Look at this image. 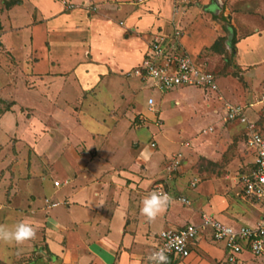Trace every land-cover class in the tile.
<instances>
[{
	"label": "crops",
	"instance_id": "0c3cea01",
	"mask_svg": "<svg viewBox=\"0 0 264 264\" xmlns=\"http://www.w3.org/2000/svg\"><path fill=\"white\" fill-rule=\"evenodd\" d=\"M5 1L8 0H0V50L12 54L13 61L18 64L20 60L29 64L30 62L27 61L29 57L37 58L33 56L34 52L39 49L44 50L45 57H43L46 60L44 68L32 66L33 72H31L40 78L48 75L51 77L67 75L79 62L86 60L85 56L94 60L95 51L96 61L105 65L104 71L99 75L100 80L106 83L113 82L116 86L117 73L121 70L129 71L141 62L148 42L154 35L169 40L172 39L174 29H180L188 32L178 40L181 48L189 53L192 46L193 57L201 49L209 47L216 39L229 37L225 40V45L235 54V63L241 69L247 90L252 89L257 92L264 83V70L258 68L261 63L254 61L260 58V62L264 65V26H251L252 32L240 35L232 44L231 36L226 29H231L232 34L233 29L228 23H224L222 18L230 15L232 23L234 19L247 21L252 17L247 13L252 11L254 0L251 2L250 0H216V4L219 1L221 8L217 4L213 12L207 0H145L141 4L136 0H65L67 3L63 0H18L9 7L4 6ZM224 1L226 4L222 6ZM68 3L72 4V7L69 8ZM236 3L242 7L235 13L232 5ZM121 11L125 20L119 21L118 24L123 25L125 31L129 32L124 37L133 39L129 44L133 49L125 51L122 55L117 52L118 50L116 51L114 42L115 38L124 32L120 28H111L108 22L116 12ZM214 13H218V16ZM208 19L211 24L206 23L205 20ZM192 32L199 33V37L204 41L197 45L189 44L187 36ZM37 38L41 41L43 49L34 46V40ZM91 43L93 49L90 48ZM110 57L113 59L107 62ZM3 61L7 63L6 59ZM37 62L38 58L32 61V64ZM60 63L62 66L59 65ZM108 63L112 65L106 66ZM18 70L19 68L14 66L8 74ZM72 81L79 96L83 97L75 79ZM227 81L228 78L222 84L224 94L238 100L243 89ZM226 82L230 85L225 86ZM150 89L154 90L152 87ZM263 93L255 96L251 101L228 103L246 104L247 115L251 119H256L259 115L255 111L258 106L251 104ZM148 96L155 98L153 94ZM0 99L6 98L0 96ZM14 108H17L15 103L8 110L0 113L1 125L2 117L10 110L14 111ZM234 123L241 129L242 145L247 150L245 126ZM207 128L203 129L204 133L212 131ZM151 142L155 141L151 140ZM104 143L105 141L100 142L96 148L100 150L105 148L106 151L100 153L101 157L98 155L87 159L85 172H83L84 168L83 170L76 168L73 173L68 174L62 169L61 173L56 172L53 175L46 189L43 184L45 199L57 202V205L48 206L45 199L43 203L38 204L36 203L38 195L29 194L30 200L26 208H23V211L18 208L13 212L14 225L21 220L32 223L35 228V239L39 240L37 252L48 260L49 264H145L154 248L156 236L161 230L177 229L187 223L197 224L202 212L216 216L217 219L234 226L252 225L255 222L256 207L250 200L239 195L241 185L234 181V177H227L230 182L228 186L222 184L220 178H211L203 181L196 179L190 183L189 188H184L181 186L182 178L176 179L175 175L172 178L175 172L169 174L167 171L166 176L157 172L161 160L159 157H153V152L147 153L145 158L141 157V164L144 163L146 172H131L120 160L112 162V157L116 154L112 149L116 146L111 143L104 146ZM203 149L206 154L210 153L207 152V147ZM53 169L54 167L51 166L49 170L53 171ZM6 175L3 174V178L1 177L4 183L7 182ZM41 180H46V177L42 175ZM55 180H59L60 184L54 185ZM64 180L67 182H63ZM14 181V188L18 187L19 179L16 177ZM157 185L169 195L170 201L154 220L149 221L140 212V207L143 198L150 192L156 191ZM190 189L191 199L185 194V190ZM14 192H16L14 195L16 205L15 201L22 199L17 195L18 190ZM179 197L187 198L189 204L179 201ZM10 207L12 206L8 207L9 210ZM224 253L222 243L213 242L206 234H201L191 247L189 255L173 264H264V253L254 256L249 252H243L235 263L225 262ZM52 257L55 258L56 263Z\"/></svg>",
	"mask_w": 264,
	"mask_h": 264
},
{
	"label": "rangeland",
	"instance_id": "374dc122",
	"mask_svg": "<svg viewBox=\"0 0 264 264\" xmlns=\"http://www.w3.org/2000/svg\"><path fill=\"white\" fill-rule=\"evenodd\" d=\"M207 1L212 12L217 4L221 8L219 1L217 4L216 0ZM254 1L252 11L247 13L252 17L247 21L234 19L233 25L230 15L222 16L224 23H228L233 29V34L231 29H226L233 43L240 35L252 32L251 26H264V0ZM224 2L222 6L226 4ZM232 7L236 13L242 6L236 3ZM177 17L178 14L175 18ZM124 20L125 16L121 11L116 12L108 21L111 28H120L124 32L114 42L120 55L133 49L129 46L133 39L124 37L129 32L118 24ZM205 21L211 24L209 19ZM185 33L188 32L180 30L178 40ZM226 39L229 37H224L218 51L204 48L194 56L217 76V94L183 86L179 87L180 90L152 91L148 81L128 75V70L117 73L116 86L113 82L106 83L99 76L105 65L96 61L97 53L92 50L94 60L85 56L86 60L79 62L67 75L40 78L31 72L32 66H44V50L39 49L33 53L38 58L37 66L32 64L37 58L29 57V64L23 60L18 64L13 61L12 54L0 50V96L6 98L0 99V113L8 110L13 103L18 108L4 115L3 124H0V225L9 228L14 226L13 212L18 208L22 211L26 208L30 200L29 194H37L36 203H43L44 191L56 172L61 173L64 169L71 174L76 168H84L87 159L98 155L101 157L100 153H104L106 149L96 147L102 141H105L104 146L110 143L116 146L112 149L116 153L112 162L120 160L131 172H146L144 163L141 164V157L145 158V154L153 152V157L161 160L157 172L166 176L171 154L179 152L183 160L172 178L174 175L176 179L182 178V187L189 188L190 183L196 179L203 181L211 178H220V182L228 186L230 182L227 177H236L249 167L250 154L242 145L239 126L223 120L225 104L253 100L264 92V83L257 92L247 90L241 69L235 63V54L225 45ZM187 41L197 45L204 40H201L199 33L192 32L187 36ZM90 45L93 49L92 43ZM34 46L42 48L39 38L34 40ZM189 50L188 54L193 57L192 46ZM59 53L63 55L62 52ZM112 59L110 57L106 61ZM254 61L261 63L258 68L264 70L260 58ZM59 65L62 66L61 63ZM108 65L112 64L108 63L106 66ZM14 66L19 70L8 74ZM258 75L261 74L258 72ZM227 78L228 83L243 89L238 100L224 94L222 84ZM73 79L82 90L80 93L83 97L79 96L73 86ZM227 82L225 86L230 85ZM148 94L155 97V104L151 108L145 104ZM188 95H191L190 98L184 99ZM255 111L260 112L258 109ZM207 127H211L212 131L204 133L203 129ZM151 140L156 142L153 147L150 145ZM198 147L201 149H197ZM204 147L208 148L209 154L204 152ZM51 166L54 167L53 171L49 170ZM3 174H7L5 183L1 180ZM42 175L46 180H41ZM16 177L19 182L18 187L14 188ZM166 185L168 186V182ZM16 190L22 200H16L15 205ZM185 194L191 199V189L185 190ZM9 206H12L11 210L8 209ZM254 213L256 216V212ZM38 244L39 240L36 241L35 236L22 244L0 240V264H49L48 260L38 254ZM52 260L56 263L54 257Z\"/></svg>",
	"mask_w": 264,
	"mask_h": 264
},
{
	"label": "built area",
	"instance_id": "2783aa9c",
	"mask_svg": "<svg viewBox=\"0 0 264 264\" xmlns=\"http://www.w3.org/2000/svg\"><path fill=\"white\" fill-rule=\"evenodd\" d=\"M144 1L136 0L137 3ZM63 2L67 3L65 0ZM67 6L70 8L72 4L68 3ZM179 35V29H174L172 39L169 40L154 35L148 42L141 62L127 74L141 81H148L150 87L159 91L183 86L196 87L204 92L217 94L216 75L181 48L178 41ZM149 99L153 101L151 105L148 104ZM154 104L155 99L148 96L146 106L151 108ZM251 105L258 106L260 110L256 119H251L247 115L246 104L231 103L225 104L222 118L224 121L243 124L246 129L245 147L251 156V162L248 170L234 177V181L241 185L239 195L255 205L257 212L255 222L252 225L234 226L216 219L209 213L202 212L197 224L187 223L177 229L161 230L156 236L154 248L145 264H155L151 257L156 252H162L166 256V260L161 264H173L176 260L185 258L201 234H206L213 242L223 244L225 262L228 263L237 262L243 252H249L254 256L264 253V93ZM150 145L155 146V142H151ZM181 160V153L171 154L170 163L167 166L169 174L177 171ZM59 184V180L54 181V185ZM156 192L166 193L160 185L156 186ZM178 200L189 204V200L185 197H179ZM45 203L48 206L57 205V202H50L48 199H45Z\"/></svg>",
	"mask_w": 264,
	"mask_h": 264
},
{
	"label": "clouds",
	"instance_id": "9594fccd",
	"mask_svg": "<svg viewBox=\"0 0 264 264\" xmlns=\"http://www.w3.org/2000/svg\"><path fill=\"white\" fill-rule=\"evenodd\" d=\"M153 101L148 100V104L151 105ZM147 156V154H145ZM170 201V197L167 193L163 192H150L146 195L141 203L140 212L147 218V220H154L159 213H161ZM35 235V228L29 221L21 220L17 222L13 227H5L0 225V240L8 242L12 241L16 244H20L26 240L31 239ZM155 261V264H161L166 260V256L162 252H156L151 257Z\"/></svg>",
	"mask_w": 264,
	"mask_h": 264
},
{
	"label": "trees",
	"instance_id": "16d2710c",
	"mask_svg": "<svg viewBox=\"0 0 264 264\" xmlns=\"http://www.w3.org/2000/svg\"><path fill=\"white\" fill-rule=\"evenodd\" d=\"M18 0H8V1H5L4 2V6L5 7H9L15 3H17ZM1 27V25H0ZM224 41V37H220L218 39H216L209 47H207L206 49H209V50H213V51H218L219 50V47L222 45ZM232 42V41H231ZM233 44V42H232Z\"/></svg>",
	"mask_w": 264,
	"mask_h": 264
}]
</instances>
